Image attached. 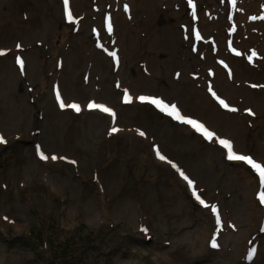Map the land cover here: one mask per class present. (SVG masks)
Instances as JSON below:
<instances>
[{
	"label": "rangeland",
	"instance_id": "obj_1",
	"mask_svg": "<svg viewBox=\"0 0 264 264\" xmlns=\"http://www.w3.org/2000/svg\"><path fill=\"white\" fill-rule=\"evenodd\" d=\"M193 4L0 0V264H264V188L218 142L264 165V0Z\"/></svg>",
	"mask_w": 264,
	"mask_h": 264
},
{
	"label": "snow or ice",
	"instance_id": "obj_2",
	"mask_svg": "<svg viewBox=\"0 0 264 264\" xmlns=\"http://www.w3.org/2000/svg\"><path fill=\"white\" fill-rule=\"evenodd\" d=\"M63 4H64V9H65V13L67 15V19L69 22H73V17L71 12L68 11V0H63ZM231 4L233 7H235L236 4V0H231ZM189 5L194 9L195 5L193 4V0H189ZM125 11H128L127 5H125ZM193 15L195 16V12L193 11ZM258 17H252L251 19L256 20ZM259 19L264 20V16H260ZM107 30L109 32V34H111L112 32V25L109 22L107 25ZM235 30V27L233 26V31ZM196 39L199 40L201 39L200 35L198 32H196ZM98 47L100 46L99 44L97 45ZM229 46L231 47V42H229ZM234 51V54L237 56H240L241 53L238 51ZM4 52H0V55H4ZM109 56L113 57L114 59L117 58V54L115 52H109L108 53ZM257 57V53L253 50L251 55L247 57L248 62L252 63L253 59ZM17 63L20 65L21 70H23V61L20 58H17ZM253 87H256L255 85H253ZM211 91V89H210ZM213 97L216 98L220 104L221 107L235 112L237 111V109L235 108H230L222 99H219L218 97H216V94L213 92L212 93ZM56 99L60 104L61 108L65 107V103L61 100L60 97V93L57 91L56 93ZM141 103H148L151 105H154L157 109H159L161 112H165L168 116H170L172 119L177 120L178 122L182 123V124H187L190 125L192 128L195 129L196 132L200 133L205 140L208 141H213L215 134L213 132H211L210 130H208L202 123H199L195 120H192L190 118H185L183 115H181V113L179 112V110L177 109V106L175 104L172 105H168L166 104L164 101L160 100V99H154V98H148V97H144L141 96L139 98ZM123 102L125 104H129L132 102L131 97L127 94V92H125V96H124V100ZM68 107L72 108L73 110H75L76 112L80 111V106L77 104H71L68 105ZM89 109H98L101 112L107 113L108 115L112 116L113 118H115V113L107 108L104 107L103 105H97V104H89L88 105ZM249 115H254V113H252L250 110L248 111ZM113 132L118 131L117 129L113 128L112 129ZM139 135L144 136L145 134L143 132H140ZM219 144L227 150V159L230 161H240V162H244L245 164L251 166V168L256 172V174L259 176V182L262 188H264V165H261L258 162H254L250 157H246L243 155H238L233 151V145L231 144V142H229L228 140L225 139H220ZM6 143V141L3 139V137H0V144ZM37 152L39 155V158L41 160H47L49 159V157L45 156L43 154V152L40 151L39 147L37 148ZM156 156L159 160L163 161L165 160V157L163 155L160 154V152L157 150L156 151ZM52 160H56L58 159V157L56 156H52L51 157ZM62 159V158H61ZM74 163V162H73ZM174 169H176V171L179 173V175L181 176L182 179H184L185 181H187L188 186L190 188L193 187V182L173 163L171 165ZM193 196L196 198V200H198L200 202L201 205H203L204 207H208L207 204H205V202L200 198L199 195L196 194L195 191H193ZM258 199L260 200V202L262 204H264V191H262L259 196ZM211 211L213 214H216V222L217 224L220 223V218L218 215V210L215 206H212ZM211 246L213 248H216L218 245L215 242V240H213L211 242ZM254 252V250H253ZM251 253L249 254V259H251Z\"/></svg>",
	"mask_w": 264,
	"mask_h": 264
},
{
	"label": "bare ground",
	"instance_id": "obj_3",
	"mask_svg": "<svg viewBox=\"0 0 264 264\" xmlns=\"http://www.w3.org/2000/svg\"><path fill=\"white\" fill-rule=\"evenodd\" d=\"M131 15H132V12H131ZM133 19V16H131V18H130V20H132ZM127 21V20H126ZM129 21V20H128ZM224 42V41H223ZM233 61L234 62H236L235 63V65H236V67H238L239 68V63H240V58L239 59H237V58H233ZM220 63V62H219ZM220 65H221V67H223V65L220 63ZM247 66V65H246ZM247 68H248V66H247ZM249 69V68H248ZM224 75V74H223ZM225 79H226V77H225ZM92 95H95L94 93L92 94ZM212 96V95H211ZM210 95H207V97L208 98H212ZM93 98V97H92ZM140 98V97H139ZM226 104H227V102H226ZM94 111H96L97 112V110H94ZM182 115V114H181ZM188 129L190 130V131H193L191 128H189L188 127ZM209 130V129H208ZM215 139V138H214ZM213 139V140H214ZM225 140H228L227 138H224ZM219 141V140H218ZM230 142V141H229ZM234 149V148H233ZM227 152V151H226ZM235 152V151H234ZM236 153V152H235ZM237 154V153H236Z\"/></svg>",
	"mask_w": 264,
	"mask_h": 264
},
{
	"label": "water",
	"instance_id": "obj_4",
	"mask_svg": "<svg viewBox=\"0 0 264 264\" xmlns=\"http://www.w3.org/2000/svg\"><path fill=\"white\" fill-rule=\"evenodd\" d=\"M163 25V21H160L158 22V26H162ZM23 90H22V87L20 86L19 87V92L21 93Z\"/></svg>",
	"mask_w": 264,
	"mask_h": 264
}]
</instances>
